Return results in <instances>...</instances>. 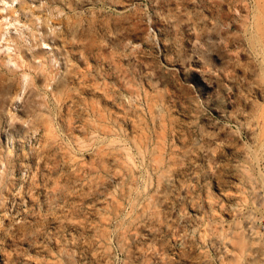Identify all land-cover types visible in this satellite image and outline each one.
I'll return each mask as SVG.
<instances>
[{
	"label": "rangeland",
	"instance_id": "obj_1",
	"mask_svg": "<svg viewBox=\"0 0 264 264\" xmlns=\"http://www.w3.org/2000/svg\"><path fill=\"white\" fill-rule=\"evenodd\" d=\"M258 10L0 0V264H264Z\"/></svg>",
	"mask_w": 264,
	"mask_h": 264
},
{
	"label": "bare ground",
	"instance_id": "obj_2",
	"mask_svg": "<svg viewBox=\"0 0 264 264\" xmlns=\"http://www.w3.org/2000/svg\"><path fill=\"white\" fill-rule=\"evenodd\" d=\"M251 1V0H250ZM257 1V5H258V13H257V15L255 16V21H254V25H255V32H256V35L264 42V0H256ZM251 8H252V6H251ZM252 19V18H251ZM253 20V19H252ZM229 24V23H228ZM252 24V23H251ZM230 25V24H229ZM257 155V154H256ZM258 162H260V161H258ZM26 175H27V173H25ZM27 177V176H26ZM23 179V178H22ZM263 182V181H262ZM263 184V183H262ZM21 190V189H20ZM64 191V190H63ZM20 192V191H19ZM133 194V193H132ZM264 194V193H263ZM232 198V197H231ZM53 203V202H52ZM227 208V207H226ZM229 208V207H228ZM232 215H233V213H232ZM13 216V215H12ZM188 218V217H187ZM21 219V218H20ZM19 219V220H20ZM18 220V221H19ZM21 221V220H20ZM182 222V221H181ZM39 223V222H38ZM14 225V224H13ZM16 225H17V223H16ZM7 226V225H6ZM185 226H187V225H185ZM145 227V226H144ZM264 227V226H263ZM11 228H13V227H11ZM16 228V227H15ZM32 229V228H31ZM180 229V228H179ZM30 230V229H29ZM13 231V230H12ZM28 231V230H27ZM178 232V231H177ZM190 232V231H189ZM27 233V232H26ZM181 234V233H180ZM33 235V234H32ZM190 236H191V234H190ZM26 237H28L27 235H26ZM32 238V237H31ZM25 239V238H24ZM187 240V239H186ZM24 241V240H23ZM22 241V242H23ZM174 241V240H173ZM184 241H185V237H184ZM165 243V242H164ZM235 244H237L238 245V247L240 248V249H243V248H245V246L248 244V241L245 239H242V240H237V242H234ZM161 245V244H160ZM164 245V244H163ZM206 248V247H205ZM160 249V248H159ZM160 251V250H159ZM168 251V250H167ZM212 251V250H211ZM171 253V252H170ZM164 254H166V255H168L167 253H164ZM194 254V253H193ZM65 255V254H64ZM76 257V256H75ZM156 257H157V255H156ZM171 257V256H170ZM66 258H70V256H67ZM72 259L70 260V261H72L73 260V257H71ZM160 258V257H159ZM15 259H17V258H15ZM75 259V258H74ZM157 259V258H156ZM166 259H168L169 261H170V259L168 258V256L166 257ZM68 260V259H67ZM162 259L160 258V261H161ZM167 260V261H168ZM196 260V259H195ZM69 261V262H70ZM68 262V261H67ZM73 262V261H72ZM180 262V261H179ZM186 262V261H185ZM71 263V262H70ZM69 263V264H70ZM166 263V261L163 263V264H165ZM68 264V263H67ZM72 264V263H71ZM154 264V263H153ZM167 264V263H166ZM170 264H174L172 261H171V263ZM186 264V263H185Z\"/></svg>",
	"mask_w": 264,
	"mask_h": 264
}]
</instances>
